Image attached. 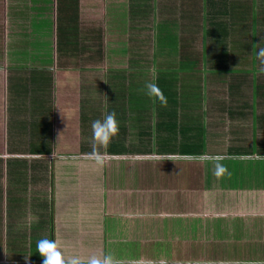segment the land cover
<instances>
[{
    "label": "crops",
    "instance_id": "1",
    "mask_svg": "<svg viewBox=\"0 0 264 264\" xmlns=\"http://www.w3.org/2000/svg\"><path fill=\"white\" fill-rule=\"evenodd\" d=\"M48 2L0 0V258L264 264V0Z\"/></svg>",
    "mask_w": 264,
    "mask_h": 264
},
{
    "label": "clouds",
    "instance_id": "2",
    "mask_svg": "<svg viewBox=\"0 0 264 264\" xmlns=\"http://www.w3.org/2000/svg\"><path fill=\"white\" fill-rule=\"evenodd\" d=\"M258 58L264 57V49H260L257 53ZM261 63L264 64V60H261ZM154 78L152 82H148L146 87V94L149 96L160 94L159 87L155 83V69H153ZM106 107V105H105ZM93 134L96 137L104 136L105 139L109 137L110 134H114L118 131V123L116 120L115 112L105 111L103 119H97L92 123ZM38 250L43 258V264H50V261L47 259V245L44 241H38L37 243Z\"/></svg>",
    "mask_w": 264,
    "mask_h": 264
},
{
    "label": "rangeland",
    "instance_id": "3",
    "mask_svg": "<svg viewBox=\"0 0 264 264\" xmlns=\"http://www.w3.org/2000/svg\"><path fill=\"white\" fill-rule=\"evenodd\" d=\"M41 4H43V2ZM60 6H63L62 1L60 2ZM65 7H66V9L68 11L70 10V8L75 9L74 0H65ZM47 8H50V9L56 11V2H55V0H49V2L47 4ZM5 247H6V245H5ZM9 253H10L9 250H7V247H6V251L4 249V253H2L3 256L0 258V260H2V261L9 260Z\"/></svg>",
    "mask_w": 264,
    "mask_h": 264
},
{
    "label": "trees",
    "instance_id": "4",
    "mask_svg": "<svg viewBox=\"0 0 264 264\" xmlns=\"http://www.w3.org/2000/svg\"><path fill=\"white\" fill-rule=\"evenodd\" d=\"M74 12H75V10H73V12H69V17L74 16V15H72ZM51 242L53 243V238H52ZM0 264H43V262H40V263L22 262V261H18V260L15 259V260H11V261H2V260H0Z\"/></svg>",
    "mask_w": 264,
    "mask_h": 264
}]
</instances>
